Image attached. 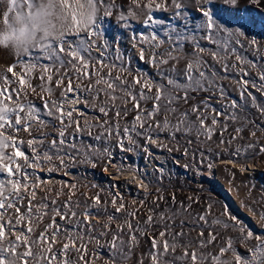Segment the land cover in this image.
Segmentation results:
<instances>
[{
  "label": "snow or ice",
  "instance_id": "6c2138e0",
  "mask_svg": "<svg viewBox=\"0 0 264 264\" xmlns=\"http://www.w3.org/2000/svg\"><path fill=\"white\" fill-rule=\"evenodd\" d=\"M261 3L0 0V264H264V233L227 205L209 197L193 214L199 195L178 202L114 163L155 148L203 175L197 153L203 163L213 144L264 154V120L246 115L264 117L249 90L264 97ZM97 168L133 173L143 198L89 180Z\"/></svg>",
  "mask_w": 264,
  "mask_h": 264
},
{
  "label": "rangeland",
  "instance_id": "374dc122",
  "mask_svg": "<svg viewBox=\"0 0 264 264\" xmlns=\"http://www.w3.org/2000/svg\"><path fill=\"white\" fill-rule=\"evenodd\" d=\"M252 7L255 8L256 6L253 5ZM259 8L261 11H264V0H262ZM257 38L259 39L260 37L257 36ZM123 43L125 48H130L127 43V35L124 37ZM0 56L2 59L0 60L1 63H5L8 61L6 54L0 53ZM223 83L227 86L231 84V81H224ZM249 90L253 91V94L257 96L258 100L264 101V97H261L259 93L255 92L254 89L250 88ZM229 95L232 98L239 99L238 93L235 91V85H231V88L229 89ZM213 106L219 107V105H217L215 101H213ZM246 115H248L249 119L255 120L257 124H261V121L264 120V117H260L259 113H257L255 109H252L250 107L247 110ZM261 126L264 127V124H262ZM233 127L234 125L229 128V132L225 133V137H228L229 133L232 132ZM249 127L252 126L249 125ZM243 135L245 139L243 141H238L237 143L246 144L248 142V131L245 130ZM260 135L261 133L257 132V136ZM261 143H264V139L261 140ZM213 148L215 150L212 152L205 151L203 163H199L200 158L199 154L197 153V166L199 167L203 175H197L196 172L191 168H184L182 165L187 162V158H182L180 153L169 154L166 152V150L155 148L152 149L153 153L160 155L159 157L155 156L157 159L155 158L153 159L154 161L152 160V162L149 163V174L147 173L144 175L141 166L137 163V158L144 159V162H146V157L142 152L138 154L120 153L117 150L115 153L116 159L114 160V163L120 164L122 162L125 166L138 168L143 174L145 182H151L153 191L157 187L163 188L164 195L166 197H168L170 193L174 192L178 202L182 200L187 202V197L189 195H199L201 198V204H193V207L191 209V212L193 214L201 212L203 202L211 197L213 201L216 202L217 211L221 210V205H227L231 214L235 215L244 225L247 226L249 230H252L256 234L264 233V223L260 222L258 218L259 212L261 210H264V154L259 153V149L257 147L255 149H247L246 151H241L239 155H233V153L235 152V144L229 147L227 150L216 149L215 144H213ZM158 158L161 161L158 160ZM131 160H133V163L131 162ZM177 160H179V163L176 162ZM226 160L234 161V164L237 165V168L229 164H223V162ZM209 163H211L213 166L210 175H208L209 172L207 170V165ZM249 164L254 165V168H250ZM159 166H163V168L165 169V175L162 182L158 179L159 173L154 171V169ZM241 166H244L247 169L244 173L240 172L239 167ZM80 171H83V169H81ZM110 171L111 172L109 175H107L106 180L107 178H109L108 176H116V172L114 169ZM73 172L75 174L77 173V170H73ZM102 173L103 172L100 168L94 170L89 169L87 171V175L90 174L91 176H89L92 179L94 178V176L96 178V176H99ZM233 173L235 174L234 177ZM120 177L123 179H120V181L118 182L119 185L117 186L122 195H124L128 200H139L143 198V190L137 187V183L134 177L129 180L128 178L125 179L126 177L124 175H120ZM87 178L89 179V177ZM101 179L102 177L98 178L99 181H101ZM98 180L96 181L99 182ZM224 183L227 184L230 189L232 188V190H234V192L237 194V198L235 199L236 201L233 200V202L235 203V207L231 205V202L225 201L223 194L221 193L219 188H215V184L218 186H223ZM149 200H151V197H149ZM253 201H260V203H253ZM161 206L163 207V205ZM248 206H251L256 210L257 214L255 216L251 211H249ZM187 230L188 229H185V231ZM229 232L231 233V230H229ZM192 234L195 235V233ZM231 234L233 236L238 235V233ZM142 246L145 248L147 247V245H144L143 242ZM236 246L241 252H244V249L241 247L238 240L236 242Z\"/></svg>",
  "mask_w": 264,
  "mask_h": 264
},
{
  "label": "bare ground",
  "instance_id": "6f19581e",
  "mask_svg": "<svg viewBox=\"0 0 264 264\" xmlns=\"http://www.w3.org/2000/svg\"><path fill=\"white\" fill-rule=\"evenodd\" d=\"M0 60H2L1 59V56H0ZM1 63V62H0ZM159 155L160 154H156V153H154V156H157V157H159ZM162 157V156H161ZM160 157V158H161ZM157 159V158H156ZM145 160H146V162H144V159H138L137 158V163L141 166V168H142V172L144 173V175L145 174H149V171H150V168H148L149 167V163L150 162H152V160L153 159H151V161H150V159H148V158H145ZM158 160H160L159 158H158ZM120 161V160H119ZM154 161V160H153ZM157 161V160H156ZM161 161V160H160ZM229 160H226V161H224L223 162V164H229V165H231V166H233V167H236L237 168V165L236 164H232V163H227ZM131 162L133 163V160H131ZM159 162V161H158ZM136 163V164H137ZM154 165V164H153ZM217 166V165H216ZM249 166H250V168H254V165H252V164H249ZM151 167V166H150ZM213 168V167H212ZM214 168H216V167H214ZM240 168V167H239ZM110 170H112V169H110ZM109 170V172L108 173H102L101 175H99V176H96V178H95V176H94V178L92 179L89 175H87V177H89V179L90 180H94L95 182H97L96 180H98V178H100V177H102V179H101V181H99V182H97V183H99L100 185H102V186H105V187H107L109 184H115V185H119L118 184V182L120 181V179L122 180L123 178H121L120 177V175L119 176H117V174H116V176L115 177H110V176H108L109 178H107V180H106V177H107V175H109L110 174V171ZM115 173V172H114ZM127 172H124V173H122L121 175H124L126 178L125 179H127L128 178V180L129 179H131L132 177H134V175H133V173H127ZM98 175V174H97ZM208 175H210V174H208ZM106 180V181H105ZM124 182V181H123ZM220 185H223V184H220ZM215 188H219V190L221 191V193L223 194V197H224V199H225V201H228V202H231V205L233 206V207H235V203L233 202V200H235L236 198H237V194L234 192V190H232V188L230 189L229 188V186L227 185V184H225L224 183V185L223 186H218V185H216L215 184ZM236 201V200H235ZM237 209V208H236ZM241 215H242V213H241Z\"/></svg>",
  "mask_w": 264,
  "mask_h": 264
}]
</instances>
